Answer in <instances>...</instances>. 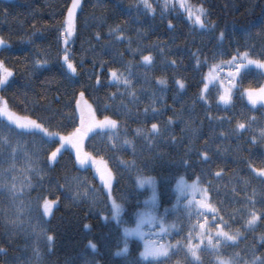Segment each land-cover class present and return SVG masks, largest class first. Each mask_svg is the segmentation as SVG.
I'll return each instance as SVG.
<instances>
[{
    "label": "trees",
    "instance_id": "obj_1",
    "mask_svg": "<svg viewBox=\"0 0 264 264\" xmlns=\"http://www.w3.org/2000/svg\"><path fill=\"white\" fill-rule=\"evenodd\" d=\"M150 2L154 13L146 10L140 0H83L76 20L77 31L68 44L78 69V75L72 76L62 61L64 45L60 39L65 6L70 0H0V37L7 42L0 46V60L14 72L8 84L0 87V97L7 99L11 110L20 116L41 118L40 122L50 131H71L79 123L74 97L86 87V98L101 110L97 115L100 118L111 115L120 120L126 127V132L121 130V138L134 142V149L123 146L114 151L103 133H89L84 152L96 158L95 165L89 161L80 167L70 149L63 150L51 162L47 157L58 142L51 143L39 133L10 132L0 117V264H134L139 261L143 245L137 239H128L126 254L117 253L125 243L123 227L134 225V213L143 208L148 196V191L137 185V177L141 175L156 181L157 212L163 214L165 208L169 209L167 222L183 227L184 233L188 230L186 213L182 207L173 210L175 184L180 176L189 183L197 176L202 181L213 180L212 202L226 210L221 213L225 219H228L227 212L245 205V196L257 201V210L264 207V181L249 171L250 163L260 167L259 161L264 159V140L258 135L264 128V107L251 105L241 95L244 89L264 85V75L255 68L248 72L238 82L230 106L217 105L219 90L211 86L207 95L212 103L208 107L198 98L208 66L197 65V58L215 63L229 59L237 50H248L253 59H264L261 55L264 53V0H189L193 6L202 4L207 10V30L193 27L186 14L178 9L164 10L163 0ZM169 21L173 27L168 26ZM116 26L123 31V39L109 35V28ZM221 32L224 33L222 41ZM136 49L139 50L134 52ZM149 53L154 62L145 67L142 56ZM36 60H47V64L36 67ZM173 60L175 67L170 64ZM112 68L128 76L136 93L135 100L119 94L125 91L122 86L109 84L108 69ZM226 71L223 70L222 79H226ZM96 76L100 77L99 86ZM160 78L167 84L160 85ZM176 79L184 80L186 87L180 89ZM113 92L117 93L115 100L109 98ZM105 104L110 106L107 112L103 111ZM152 108L157 111L153 113ZM117 111L122 114L115 115ZM169 117L173 123L153 143L136 136V128H150L152 123L163 126ZM220 117H232L231 123L217 119ZM251 117H255V122L247 131H232L237 121L248 123ZM253 136L257 137L256 143L251 142ZM4 137L11 141V147L4 144ZM172 137L176 138L175 142ZM189 148L193 151L189 152ZM12 149H16L15 153ZM197 151H208L211 160L201 162ZM181 159L188 160L191 166L183 165ZM121 160L129 165L134 161L135 166H123L119 163ZM103 161H107V167L114 174L112 196L124 205L122 218L127 225L112 219L107 189L96 172L97 166L104 167ZM29 163L35 171L28 170ZM221 168L223 177L214 179L211 173ZM76 177L83 182L80 190L88 189L87 195L74 198L77 183L73 178ZM243 180L250 183L245 185ZM13 182L22 189L15 196L8 188ZM48 190L54 193L51 199L59 197V203L51 215L43 216L42 209L36 208V197L47 195ZM21 201L24 211L17 214ZM208 215L211 219V214ZM246 218V213H237V222L230 229L240 230L242 236L238 242L225 245L220 253L202 252L203 264H214L217 255L229 258L236 253L242 258L240 264L254 256L264 258V220L246 228ZM184 233L164 240L175 243ZM49 235L53 236L52 241L47 239ZM89 241L97 245L96 250L88 246ZM182 256L180 253L170 260H162L161 264H175Z\"/></svg>",
    "mask_w": 264,
    "mask_h": 264
},
{
    "label": "snow or ice",
    "instance_id": "obj_2",
    "mask_svg": "<svg viewBox=\"0 0 264 264\" xmlns=\"http://www.w3.org/2000/svg\"><path fill=\"white\" fill-rule=\"evenodd\" d=\"M144 5V8L148 11L155 12L150 0H140ZM66 14L60 28V39L64 45L62 61L66 68V72L72 76L78 75V69L76 63L71 59L68 44L70 39L74 36L77 31V12L82 8V0H70V3L65 6ZM164 10L169 8L178 9L181 14H186V18L191 22L193 27H199L201 30L209 29V22L207 21V10L202 4L193 6L189 3V0H163L162 5ZM169 27L174 25L169 21ZM212 28L215 25H211ZM109 35L115 36L116 39H123V31L119 26L114 28H109ZM220 40L224 38V33H220ZM96 39H100V34H96ZM7 42L3 37H0V46L6 45ZM129 45H131V40H129ZM139 49L133 50L138 51ZM264 56V53H261ZM215 59V57H213ZM154 62V58L149 53L148 55L142 56V63L145 67H150ZM82 63V61H81ZM47 64V60H36V67H43ZM171 66L175 67L176 62L170 61ZM206 64L208 66V72L203 75L201 83L203 87L200 89L199 100H201L205 105L211 107V101L208 99L209 85L214 84L218 87L219 94L217 96V105L223 104L225 106H230L233 102V96L238 90L237 84L239 81L245 78V75L250 72L253 67L260 70L261 75H264V59H253L250 52L245 50L243 52L237 50L235 55H232L227 60H220L215 63H209L208 59L205 58L201 61L197 58V65ZM130 66V65H129ZM101 71L104 69V64H100ZM224 72L226 79L221 78V72ZM127 71V68L125 69ZM109 73V84H115L118 88L123 87L124 92L119 93L120 95L127 94L131 96L133 100L136 99L135 90L132 87V82L129 80L128 76L125 75L124 71L118 68L108 69ZM130 74V73H129ZM14 75L11 68L5 65L3 60H0V87L6 86L9 79ZM91 78V77H90ZM160 85H166L167 81L163 78L158 80ZM175 83L180 89L186 87L184 80L176 79ZM96 84L100 85V77L96 76ZM87 88L79 91L78 95L74 97L75 101V112L79 113V123L71 128V131H50L48 127H45L44 123L40 122L41 118L32 119L30 116H20L19 114L13 112L8 105V101L4 97H0V117L5 118L6 127L10 132H15L17 135L20 134H42L49 142L56 144L53 151L50 152L47 159L51 162H55L59 155L62 154L63 150L71 147L75 150V159L80 166H85L92 161L96 163V158L92 157L90 153L83 151V141L89 133H103L109 142V147L114 151L123 146H133V140L121 138V130L124 129L126 132L125 125L118 119H114L111 115H103L100 118L97 113L101 111L99 108L94 107L92 103L86 98ZM242 96H246L247 101L255 106L258 103L264 107V85L258 88H247L241 93ZM117 96L116 92L110 94V99L115 100ZM155 103V100H153ZM110 106L105 104L103 106V111L107 112ZM149 109L146 107L144 109V114L147 116ZM157 109L152 108V112L155 113ZM122 113L117 111L115 115L119 116ZM209 119L212 117L209 115ZM220 120L227 119L230 123L232 117H220ZM255 122V117H251L248 123L237 121L232 131L242 132L247 131L251 123ZM173 123V118L169 117L163 126L159 123H152L150 128L148 127H138L135 129V134L137 137H143L148 143H153L156 138L163 137L164 133L168 130V127ZM222 136L226 135L221 133ZM259 139L264 140V128L259 130ZM175 137H172V141L175 142ZM252 143L257 142V137L253 136L251 138ZM207 143V142H205ZM4 144L11 147V141L8 137H4ZM15 153L16 149H12ZM189 152L193 151L192 148L188 149ZM199 160L201 162H208L211 160V156L208 151L199 152L197 151ZM102 159V158H101ZM31 161V157H28ZM186 167H190L188 160L181 159L180 161ZM123 166H135V162H125L123 160L119 161ZM260 167H255L253 164H249V171L253 174L256 179L264 181V159L260 160ZM104 167L101 168L97 166L96 172L99 174V178L102 181L104 188L107 189V195L111 201V215L118 224H125L127 222L123 220L122 214L124 213V205L117 201L115 197L112 196L113 181L115 179L112 170L107 167V161H103ZM29 171H35L29 163ZM214 179H221L224 175V170L221 168L214 173H211ZM13 181L15 177H12ZM77 183V191L74 193V198H78L81 195H87L88 189L83 188L80 190L83 182L80 181L78 177L73 178ZM245 185L250 182L248 180H243ZM137 185L143 188L148 185L152 188V195L144 201V208L139 209L134 213L135 221L134 226L123 227L124 236V247L120 249L117 255L126 254L128 252V239L130 237H138L144 241L143 250L140 251V260L134 262V264H161L162 260H170L174 256H179L183 253L180 259L175 261V264H203L201 259L202 252L210 253H220L225 245L232 244L235 245L241 238L242 234L239 229L230 231L232 224L237 222V213H246L247 218L245 220V227L252 228L259 221L264 220V207L259 210L255 208L257 201L252 197L245 196V205L235 209L232 212H227L228 219H225V215L222 212L226 210L217 207L212 202V197L210 190L214 187L213 180L202 181L200 176H197L195 180L189 183L183 176H180L176 180L175 193H176V204L173 206V210L183 208L186 213L187 218V232L184 233V228L177 227L176 223H168L167 216L169 214V209L165 208L163 214L157 212V192H156V181L150 176H138ZM29 187L30 181H29ZM62 187V186H58ZM9 191L15 196L22 192V189H18L16 184L13 182L8 185ZM235 192V188H233ZM54 193L48 190V194H38L36 197V208L41 210V215L47 216L52 214V210L59 203V197L56 199H51L50 196ZM24 211L23 202L21 201V206L17 208V214H21ZM211 214V219L208 214ZM195 218V219H193ZM240 218L243 219V216ZM107 220L108 217H105ZM88 228L89 225H84ZM149 230L146 231L145 228ZM152 229H157L152 231ZM182 233V239H178L173 243L171 240H164L167 236H180ZM155 236L156 239H149L148 237ZM49 241L53 240V236H47ZM264 239V237H262ZM88 246L96 250L97 245L92 241L88 242ZM2 251V249H0ZM241 257L239 253L233 254L229 258H225L222 255H217L214 264H240ZM243 264H264V258L254 256L250 261L244 260Z\"/></svg>",
    "mask_w": 264,
    "mask_h": 264
},
{
    "label": "rangeland",
    "instance_id": "obj_3",
    "mask_svg": "<svg viewBox=\"0 0 264 264\" xmlns=\"http://www.w3.org/2000/svg\"><path fill=\"white\" fill-rule=\"evenodd\" d=\"M254 68V67H253ZM223 73L221 72V75H222ZM214 84H210L209 85V88L211 87V86H213ZM257 105H260L259 103L257 104ZM256 106V105H255ZM1 118H3V117H1ZM4 120H5V118H3ZM6 121V120H5ZM85 140H86V137H85V139H84V141H83V151H84V147H85ZM67 149H70L73 153H74V155H75V150L74 149H72L71 147H68ZM78 164V163H77ZM79 165V164H78ZM90 165V164H89ZM94 165H95V163H94ZM80 166V165H79ZM86 166V165H85ZM85 166H80V167H85ZM91 166V165H90ZM191 183V182H190ZM143 189H146L147 191H148V196H147V198L146 199H148L151 195H152V188L150 187V186H148V185H145L144 187H143ZM156 192H157V188H156ZM145 199V200H146ZM145 206H144V204H143V208H144ZM142 208V209H143ZM134 226V225H133ZM145 230L146 231H148L149 229L146 227L145 228ZM157 229H152V231L154 232V231H156ZM122 232H123V229H122ZM130 238H133V239H137V240H139V241H141V243H142V245L144 246V241L143 240H141L140 238H138V237H135V236H133V237H130ZM149 239H156V237L155 236H150V237H148ZM164 239V238H163Z\"/></svg>",
    "mask_w": 264,
    "mask_h": 264
},
{
    "label": "water",
    "instance_id": "obj_4",
    "mask_svg": "<svg viewBox=\"0 0 264 264\" xmlns=\"http://www.w3.org/2000/svg\"><path fill=\"white\" fill-rule=\"evenodd\" d=\"M79 11H80V10H78L77 15H78Z\"/></svg>",
    "mask_w": 264,
    "mask_h": 264
}]
</instances>
